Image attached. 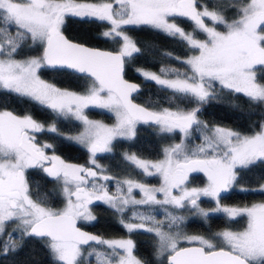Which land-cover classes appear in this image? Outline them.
<instances>
[{
  "label": "snow or ice",
  "instance_id": "6c2138e0",
  "mask_svg": "<svg viewBox=\"0 0 264 264\" xmlns=\"http://www.w3.org/2000/svg\"><path fill=\"white\" fill-rule=\"evenodd\" d=\"M230 14V15H229ZM68 17L106 25L100 36L118 43L116 51L100 50L68 39ZM177 18L191 22L186 31ZM129 26H147L178 38L191 51L181 63L186 68L162 67L160 73L137 68L146 81L171 90L172 99L193 102L185 109L152 111L133 102L139 85L125 79V65L141 50L127 34ZM200 34L203 38H200ZM39 49L36 55L17 58L22 47ZM177 59H180L177 57ZM41 69L67 70L87 79L84 93L61 89L42 79ZM220 92L243 94L250 103L264 105V0H0V93L14 94L50 109L57 116L71 115L84 131L76 141L90 154L93 167L65 162L49 143L40 144L36 133L59 134L55 123L47 127L31 114L0 110V243L4 256L19 251L16 232L36 238L48 250L52 264H264V203L229 206L222 202L238 184V169L264 165V121L244 134L229 128H209L199 119L203 106ZM106 109L115 116L111 126L90 120L88 108ZM152 123L161 132L181 134L180 142L163 149L164 158L146 161L125 158L145 176L159 175V186L131 178L117 180L111 194L107 182L116 178L96 163L98 153H111L113 142L135 136L137 123ZM203 142H186L193 127ZM38 169L62 197V207L47 197L34 198L28 170ZM191 173H203V187H189ZM104 181V183H101ZM138 190L141 197L133 194ZM264 192V184L259 186ZM214 207L201 206L202 198ZM103 203L120 217L129 234H154L152 262L138 257L131 238L104 239L82 230L80 222L93 223L92 205ZM169 205L190 211L204 220L223 214L228 221L246 218L241 230L225 227L210 236L188 235L181 230L186 217L166 211L167 224L151 215L124 213L130 206ZM138 221V222H137ZM150 222V223H148ZM11 227L12 232H7ZM95 246H104L97 250Z\"/></svg>",
  "mask_w": 264,
  "mask_h": 264
},
{
  "label": "trees",
  "instance_id": "16d2710c",
  "mask_svg": "<svg viewBox=\"0 0 264 264\" xmlns=\"http://www.w3.org/2000/svg\"><path fill=\"white\" fill-rule=\"evenodd\" d=\"M209 4L214 0H206ZM230 15V14H229ZM177 22L186 31L192 30L190 21L177 18ZM106 25H102L95 21H84L80 18L68 17L64 26L65 36L78 43L85 44L90 47L107 49L111 51L118 50V43L106 40L100 36V33L106 30ZM127 34L140 48V52L134 54V59L125 65V79L134 81L139 85V91L133 96V100L152 111H160L163 108L175 109L177 106L185 109L195 107L193 102L172 99L171 90L164 89L153 81H146L137 72V68L147 71L160 73L162 67L184 69L186 65L181 63V59L189 56L191 51L178 38L168 36L167 34L147 26L134 27L129 26ZM200 38L203 35L200 34ZM38 49H29L22 47L17 58H23L26 55H33ZM179 57L180 59H177ZM40 75L42 79L57 87L67 90L81 92L88 86L87 79L79 75L70 74L66 70L41 69ZM7 109L16 115L31 114L34 119L43 124L55 123L61 133H76L80 130V124L68 119L57 116L50 109L44 108L33 101L26 98H20L14 94L0 93V110ZM89 115L104 118L110 121V117L101 111L93 110L88 112ZM201 120L207 124H215L226 126L232 130L239 131L244 134H250L256 131V125L264 121V105H256L249 102L243 94H229L227 90L220 92L217 88V99L212 100L203 106L201 112L198 113ZM41 139L54 144L57 153H59L67 161H77L87 163L89 153L84 148L74 145L55 133L43 132ZM179 141L177 132L168 134L167 132H155L150 125L139 124L135 128V136L131 139L119 138L114 141L113 155L115 166H129L124 159L122 153H131L143 159H157L162 154L164 145ZM238 184L249 189H257L264 183V165H255L250 169L240 170ZM28 180L31 192L34 198L47 197L49 205L58 207L62 204V197L53 196L56 186L49 182L39 172L31 173L28 171ZM188 184L199 186L203 184V176L194 173L189 176ZM261 195L249 192H241L238 188H234L230 193L225 194L222 202L225 204L241 205L248 204L256 199H260ZM205 207L211 204L203 205ZM96 208H99L96 210ZM99 213L98 224L82 225L89 231H98L104 236L117 235L120 233V225L116 223L110 228L108 219L105 216L106 208L94 206ZM101 216V219H100ZM224 220V219H223ZM221 218H210L207 224L201 223V220L185 221L181 225V230L186 233L199 234L201 236H210L213 233L230 227L233 230H241L245 227V219L239 218L238 221H223ZM113 224V223H112ZM109 227V228H108ZM7 232L11 233L12 228L9 227ZM18 237L16 243L22 244L19 251L7 256L0 252V264H52L48 250L36 238H23L19 232L15 233ZM8 237L0 236V243L6 241ZM98 249V246H95ZM138 257L152 262L153 258L148 257L146 252H137ZM149 254V253H148ZM92 264H97L92 259Z\"/></svg>",
  "mask_w": 264,
  "mask_h": 264
},
{
  "label": "flooded vegetation",
  "instance_id": "af4514ba",
  "mask_svg": "<svg viewBox=\"0 0 264 264\" xmlns=\"http://www.w3.org/2000/svg\"><path fill=\"white\" fill-rule=\"evenodd\" d=\"M90 111L92 112L93 110H91V109L86 110L87 113L90 112ZM101 112H104L105 114H107L110 117V119L112 118L110 113H107L105 111H101ZM89 117L92 118V116L88 114V118ZM61 118L68 119V120H71V121L79 123L77 120H72V119H70L68 117H61ZM109 122H111V120ZM109 122L106 121V123H109ZM139 124H144V125H148V126L150 125V127L155 132H157V133L159 132L157 130L158 126L155 125V124H147V123H140L139 122V123H137L136 127ZM44 125H50V124H44ZM41 133H43V132H41ZM41 133H36L38 142L40 144H44V143L51 144L50 142L41 139V137H40ZM58 135L61 136L62 138H64L65 140H68L69 142L73 143L74 145L80 146L79 144H76L71 139V137L74 135V133H61V132H59ZM122 139H124V138H122ZM113 144H114V142H113ZM52 145L54 146V144H52ZM80 147H82V146H80ZM53 151H54V153L56 155H58L61 159H63L67 163L76 164V165H83V166H87V167H93V165L90 164V154H89V158H88L87 163H81V162H77V161H67L59 153H57V151L55 149V146H54L53 149H49L48 150V154L49 155L53 154ZM111 155H113V151L111 153H98L97 157H96V163L100 166V168H102L106 174L116 178L114 180H110V181L107 182L108 187H109V192L111 194H115L117 192V187H116V181L117 180L123 181L124 179H128V178L147 183L150 186H159L160 182H159L158 175L145 176V175L141 174V170L136 168L134 164H132L130 161H128L125 158L126 155H133V154L127 153V152H123L122 153V159H124V161L129 163L128 167L125 166V167H122V168L118 167V166H115V162H114L115 160L111 157ZM139 159L147 160V161H154L155 160V159H143V158H139ZM28 171L29 172L31 171V173L39 172V174H42L45 178H47L46 175L43 172H41L40 170H38V169H29ZM192 174H194V173H192ZM199 174H201V173H199ZM47 179H49V178H47ZM101 183H104V181H101ZM251 192L252 193H256V194H260L261 198L260 199H256V200H254V201H252V202H250L248 204H241V205H239V207L250 206V204H252V203H264V192L259 191V188L255 189L254 191H251ZM133 194L135 195V197L137 199L141 198V195H140L138 190H134ZM200 203H201L202 206L205 205V204H211V206H209V207L207 206L206 209H209V208H211L214 205V201H211L209 198H206V197L202 198ZM225 205L231 206L233 204H225ZM94 206H100L102 208H106L105 216H106V218L109 221L108 222V226L110 228H112L113 225L118 223L120 225V233L117 234V235L113 234V235L104 236L101 233H99L98 231L92 232V231L87 230L83 226H81L83 229H85V230H87L89 232H92V233H94L96 235H99V236H101L104 239H127V238H131V239H133V241H134V243L136 245L135 253H136L137 256H138L137 252H142V253L146 252L148 257L153 258V260H154V257L152 255V253H153V245H154V240H153L154 234L147 233V232H145L143 230L134 231L133 233L129 234L127 232V230L124 229L121 226V224L119 223L120 217L113 209H111L107 205H105L103 203H99V202H97L94 205H92V208ZM98 209L99 208H96V210H98ZM166 209H167V211L175 212L178 215H181V214L184 215L186 217L185 221H187L188 218H191L189 220H195V218H193V215L190 214V211L173 209L169 205L160 206V205H150V204L130 206L129 209L124 213V218L126 220L130 219L131 216H132V212L136 211V212L142 213L144 215L154 216V217H156V219L164 221V223L166 225L167 224V220L165 218L166 214H167L166 211H165ZM99 213H100V211L96 213V211L93 209V214L97 217V220L95 222H93V224H98V222H99ZM212 217L213 218H221V220L224 219L223 221L227 220V218L224 217L223 214H219V213L212 214L210 216V218H212ZM100 219H101V216H100ZM209 219H207V220L200 219V220H201V223L207 224L209 222ZM244 219H245V225H246V218H244ZM80 223L82 225L90 224V223H86V222H80ZM148 223H150V222H148ZM102 247L103 246H98V248H100V249H102Z\"/></svg>",
  "mask_w": 264,
  "mask_h": 264
},
{
  "label": "rangeland",
  "instance_id": "374dc122",
  "mask_svg": "<svg viewBox=\"0 0 264 264\" xmlns=\"http://www.w3.org/2000/svg\"><path fill=\"white\" fill-rule=\"evenodd\" d=\"M120 46V45H119ZM119 48V47H118ZM117 48V49H118ZM38 52H39V49H38ZM38 52L36 53V54H38ZM36 54H33V55H36ZM192 54V53H191ZM190 54V55H191ZM189 55V56H190ZM188 57V56H187ZM187 57H185V58H187ZM185 58H182L181 59V61L183 60V59H185ZM154 82V81H153ZM160 86V85H159ZM88 87V86H87ZM87 87L85 88V90L84 91H81V92H77V93H84L86 90H87ZM60 88V87H59ZM61 89H64V88H61ZM75 92V91H74ZM88 109H91V110H96V111H105V112H107V113H110L111 114V116H112V118H111V122H109V123H106V121L104 120V118H101V117H98V116H93L92 118L91 117H89V119L90 120H94V121H100V122H102V123H104V124H106V125H109V126H111V125H113L114 123H115V116H114V114L113 113H111V112H109L108 110H106V109H99V108H92V107H90V108H88ZM88 109H85V113L87 114V116H88V113L86 112V110H88ZM23 116V115H22ZM68 118H70V119H72V120H76L74 117H72L71 115H69L68 116ZM199 119H200V117H199ZM201 120V119H200ZM78 121V120H77ZM201 121H203V120H201ZM79 122V124H80V130L78 131V132H76V133H74V135L71 137V139H72V141H74L76 144H79L80 146H82L83 148H85L82 144H80V143H78L77 141H76V139H75V137H77V136H79L83 131H84V126H83V124L80 122V121H78ZM208 126H209V128H212V127H214V126H220V127H224V128H228V127H226V126H222V125H215V124H207ZM46 127L48 126V125H45ZM230 129V128H229ZM157 130L159 131V132H161L160 131V129H159V127L157 128ZM165 133V132H164ZM178 133V132H177ZM168 134H171V133H168ZM179 134V141H177V142H173V143H168L167 145H164L163 146V149L165 148V147H168V146H170V145H173V144H175V143H179L180 142V137H181V134L180 133H178ZM188 144H189V146L190 147H193V146H195V145H197V144H200V143H202L203 142V136H202V133L200 132V131H198V130H196L195 129V126L193 127V130H192V132H191V135H190V137L188 138V140L186 141ZM86 149V148H85ZM163 149H162V154H161V156L158 158V159H155L153 162H155V161H158V160H161V159H163L164 158V153H163ZM87 150V149H86ZM147 161V160H146ZM192 174V173H191ZM201 175L203 176V184L202 185H199V186H194V185H190V184H188V181H187V185L189 186V187H203V186H205L206 185V183H207V177L206 176H204V174L203 173H201ZM158 177H159V175H158ZM159 182H160V177H159ZM264 184V183H263ZM115 190V189H114ZM142 198V197H141ZM252 204H254V203H252ZM252 204H250V206L252 205ZM63 206V204H61L60 206H58V207H62ZM202 206V205H201ZM231 206H239V205H231ZM202 207H204V206H202ZM212 207H214V205L212 206ZM211 207V208H212ZM204 208H206V207H204ZM210 209V208H209ZM193 218H195V219H197V220H200V219H203V218H201V217H199V216H193ZM189 219H191V218H188L187 219V221H189ZM183 231V230H182ZM219 231H221V230H219ZM184 232V231H183ZM218 232V231H217ZM186 233V232H185ZM216 233V232H215ZM186 234H188V235H199V234H193V233H186ZM214 234V233H213ZM104 249V246L102 247V249H100V248H98L97 250H103Z\"/></svg>",
  "mask_w": 264,
  "mask_h": 264
},
{
  "label": "water",
  "instance_id": "95a60500",
  "mask_svg": "<svg viewBox=\"0 0 264 264\" xmlns=\"http://www.w3.org/2000/svg\"><path fill=\"white\" fill-rule=\"evenodd\" d=\"M87 46V45H86ZM90 47V46H89ZM93 48H96V47H93ZM98 49H100V50H107V49H101V48H98ZM107 51H111V50H107ZM67 71V70H66ZM76 75H78V74H76ZM80 76V75H79ZM129 82H132V83H135V84H137L136 82H134V81H130V80H128ZM138 85V84H137ZM136 93H133V96L135 95ZM133 102L134 103H136L134 100H133ZM136 104H138V103H136ZM138 105H140V106H142V107H145V106H143V105H141V104H138ZM145 108H147V107H145ZM150 110V109H149ZM140 123H143V122H140ZM147 124H152V123H147ZM82 230H84V231H87V230H85V229H83L82 228ZM87 232H89V231H87ZM90 233H92V232H90ZM92 234H94V233H92ZM96 235V234H95Z\"/></svg>",
  "mask_w": 264,
  "mask_h": 264
}]
</instances>
